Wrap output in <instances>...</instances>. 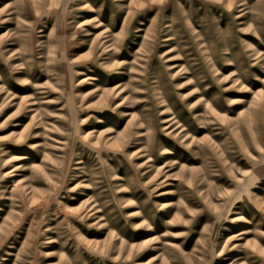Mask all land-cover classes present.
Masks as SVG:
<instances>
[{"label":"rangeland","instance_id":"rangeland-1","mask_svg":"<svg viewBox=\"0 0 264 264\" xmlns=\"http://www.w3.org/2000/svg\"><path fill=\"white\" fill-rule=\"evenodd\" d=\"M0 264H264V0H0Z\"/></svg>","mask_w":264,"mask_h":264}]
</instances>
